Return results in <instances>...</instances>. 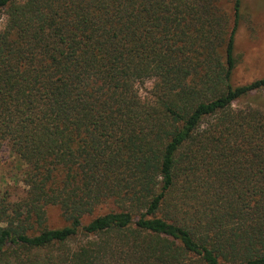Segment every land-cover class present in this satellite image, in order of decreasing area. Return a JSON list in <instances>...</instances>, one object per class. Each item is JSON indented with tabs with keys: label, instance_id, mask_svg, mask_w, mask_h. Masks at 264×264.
Listing matches in <instances>:
<instances>
[{
	"label": "trees",
	"instance_id": "16d2710c",
	"mask_svg": "<svg viewBox=\"0 0 264 264\" xmlns=\"http://www.w3.org/2000/svg\"><path fill=\"white\" fill-rule=\"evenodd\" d=\"M1 14L0 154L22 187L0 190V264H264V75L233 82L241 0Z\"/></svg>",
	"mask_w": 264,
	"mask_h": 264
},
{
	"label": "rangeland",
	"instance_id": "374dc122",
	"mask_svg": "<svg viewBox=\"0 0 264 264\" xmlns=\"http://www.w3.org/2000/svg\"><path fill=\"white\" fill-rule=\"evenodd\" d=\"M5 16L0 15V27ZM234 56L236 66L233 73V82L247 83L264 75V0H241V17L235 34ZM148 84L139 87L142 96L148 90ZM254 98L258 105L264 109V89L257 92ZM244 98L238 105L244 104ZM252 100V98H250ZM0 190L22 187L20 161L9 151L3 148L0 154ZM18 191V190H14ZM104 211L102 208L99 212ZM47 224L49 227L63 225L60 211L56 206L46 207ZM89 217L85 218L87 221Z\"/></svg>",
	"mask_w": 264,
	"mask_h": 264
}]
</instances>
